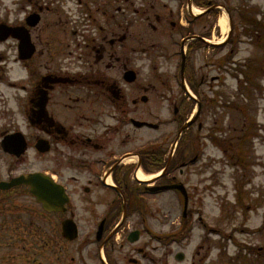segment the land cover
Returning a JSON list of instances; mask_svg holds the SVG:
<instances>
[{
    "label": "flooded vegetation",
    "instance_id": "af4514ba",
    "mask_svg": "<svg viewBox=\"0 0 264 264\" xmlns=\"http://www.w3.org/2000/svg\"><path fill=\"white\" fill-rule=\"evenodd\" d=\"M236 1L0 0V182L9 183L24 162L2 146L10 137L14 151L21 131L41 158L35 171L68 198L53 210L37 203L28 186L0 188V264L155 263L161 256L154 258L157 247L149 241L161 238L147 225L153 215L148 185H180L168 192L175 195L178 231L188 240L183 225L194 228L192 218L203 215L208 196L224 209L225 194L214 192L224 173L212 168L229 169L234 183L251 182L250 168L262 160L254 156V141L264 143V64L227 63L233 50L218 46L212 55L200 48L218 33L222 7L239 12ZM190 2L203 5L200 19L190 16ZM199 51L205 55L196 59ZM155 54L183 56L185 90L169 75L138 79L139 62L147 56L151 66ZM128 70L136 81H126ZM164 108L168 124H188L176 147L178 133L168 131L131 154L138 153L141 169L155 171L167 164L169 147L171 167L152 184L130 183L137 166L124 164V148L138 130H159ZM135 120L155 127L130 128ZM263 204L256 193L254 207Z\"/></svg>",
    "mask_w": 264,
    "mask_h": 264
},
{
    "label": "rangeland",
    "instance_id": "374dc122",
    "mask_svg": "<svg viewBox=\"0 0 264 264\" xmlns=\"http://www.w3.org/2000/svg\"><path fill=\"white\" fill-rule=\"evenodd\" d=\"M234 7L242 9L244 11L247 18H249V22L259 23L261 26L264 24V0H238L233 3ZM240 10V14L242 12ZM238 21V19H237ZM239 26H235V28L243 30V20H239ZM227 30L224 32L221 29V33H215L212 35V42H216L218 39L225 38ZM239 32V31H238ZM228 47L225 48V50ZM211 52V50H208ZM239 58L241 60L251 57L256 54V57L260 59L264 52V39L262 37H257L253 35H245L243 33L241 37V42L238 44ZM171 53V52H170ZM254 59V60H258ZM174 58H162L158 55L153 57L152 66L159 67L157 71V75H160V80L165 79V75L168 74L169 77L171 75V71H173ZM140 72L142 73L143 79H153V70L149 67L148 60L145 59L143 63V67H141ZM155 75V74H154ZM155 79V78H154ZM170 80V79H169ZM163 118L167 114V110L164 108L161 111ZM264 119V116L263 118ZM164 122V121H163ZM22 121H18V124H22ZM22 127V126H21ZM173 130V125H164L158 131H150L144 132L138 130L135 132L134 144L129 145L126 149H131L133 146H137V144L141 143L142 140H146L147 138L153 139L155 137L162 136L164 131ZM255 146V157L261 154L262 162L255 161L256 165V175L261 174L260 176H256L253 180L256 186L257 192H264V143H259L256 140L254 141ZM169 147H166L168 150ZM263 153V155H262ZM41 167V158L35 155L34 151H29V153L25 156L24 162L18 164L17 173L19 172H27L33 169H39ZM221 168V167H220ZM217 167L218 170H220ZM213 170V169H211ZM252 171V169H250ZM223 188L222 191L228 194V200L225 203H231L233 201V194L235 193L231 186L233 184L228 178H223ZM259 186V188H258ZM248 187V186H247ZM258 188V189H257ZM249 190V189H248ZM245 191V189H244ZM254 192V190H249ZM209 193V192H208ZM207 196V195H206ZM148 202L150 203V208H148L153 215H149L147 218V225H150V229L154 232V234L159 235L161 238V243L159 244L153 239H150L149 244L150 248L152 246H156L157 249L153 256L157 259L160 255L161 260L155 263H150L148 261H144L143 264H264V256H255L257 253L258 247H262V251L260 253H264V229L261 232L259 229L263 228L262 226L258 228L261 224L264 226V210L263 208H259L256 212L247 211L245 207L243 209L246 212L235 211L232 210L231 215L220 214L217 210V206L214 201L207 197L205 202H203V215L201 216H193L195 221L194 228L191 230L190 237L188 240H184V242L177 241V243L169 244L164 246L166 238L172 235L178 234V220L179 217L176 216V199L175 195L172 192H168L159 196L147 197ZM18 203L24 204V198H18ZM247 203L246 201L244 204ZM175 212V213H174ZM203 225L206 226V231L204 233ZM209 229L221 230L222 232L211 233ZM209 231V233H208ZM146 239V237H145ZM173 239V238H172ZM206 240V245L204 249H199L198 244H203L202 241ZM249 244V246L246 244ZM263 242V243H262ZM259 243V244H257ZM262 244L261 246H259ZM160 246V247H158ZM257 246V247H255ZM238 248V249H237ZM181 250L185 253V258L182 262H177L173 259V252ZM199 250V254L195 255V251ZM126 249L124 248V253ZM172 252V253H170ZM194 255V257H191ZM245 258V259H244ZM248 258V259H246Z\"/></svg>",
    "mask_w": 264,
    "mask_h": 264
},
{
    "label": "bare ground",
    "instance_id": "6f19581e",
    "mask_svg": "<svg viewBox=\"0 0 264 264\" xmlns=\"http://www.w3.org/2000/svg\"><path fill=\"white\" fill-rule=\"evenodd\" d=\"M219 24H220L222 30L225 32L226 29H227V23H226V18H225V16H222V17H221V19H220V21H219ZM129 160H132V159H129ZM149 177H151V176H148V177H147V176H145L142 172H140V171L137 172V178L140 179V180H142V179H146V178H149Z\"/></svg>",
    "mask_w": 264,
    "mask_h": 264
},
{
    "label": "water",
    "instance_id": "95a60500",
    "mask_svg": "<svg viewBox=\"0 0 264 264\" xmlns=\"http://www.w3.org/2000/svg\"><path fill=\"white\" fill-rule=\"evenodd\" d=\"M33 177H31L30 179H32ZM19 182V180H18ZM27 183V182H26ZM38 186L40 185L39 182H37ZM33 193L37 196L38 200H43V197H42V191L38 190L37 188L33 187L32 189Z\"/></svg>",
    "mask_w": 264,
    "mask_h": 264
}]
</instances>
